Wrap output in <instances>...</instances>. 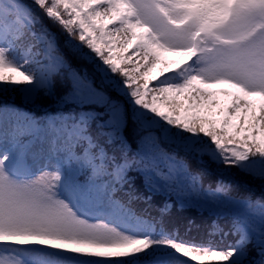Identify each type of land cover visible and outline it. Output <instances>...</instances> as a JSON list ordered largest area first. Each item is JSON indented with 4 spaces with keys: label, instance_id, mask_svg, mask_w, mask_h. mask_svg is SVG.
Masks as SVG:
<instances>
[{
    "label": "snow or ice",
    "instance_id": "obj_1",
    "mask_svg": "<svg viewBox=\"0 0 264 264\" xmlns=\"http://www.w3.org/2000/svg\"><path fill=\"white\" fill-rule=\"evenodd\" d=\"M0 264H264V0H0Z\"/></svg>",
    "mask_w": 264,
    "mask_h": 264
},
{
    "label": "trees",
    "instance_id": "obj_2",
    "mask_svg": "<svg viewBox=\"0 0 264 264\" xmlns=\"http://www.w3.org/2000/svg\"><path fill=\"white\" fill-rule=\"evenodd\" d=\"M220 100L223 102H226V100L221 96ZM193 167L195 168V162H193ZM234 175L229 177L226 182L231 183L232 185V190L233 193H248L251 192L255 195H259L261 188L259 186V182H252L249 177L244 176L242 173H239L238 170H233ZM218 177L216 175L212 176H206L204 178V184L205 186H208L211 184L213 187L215 186L216 180ZM165 200V197L163 196H158L155 198V203L156 204H162ZM171 202L173 203V209L172 212L174 215H178L182 218H189L192 220H195L197 223H201V221H205L214 217H210V214L205 211L204 209L196 208V207H186L183 210H181L175 203V198L173 197ZM138 207H143V205H138ZM155 213H153L154 215ZM220 223H225V220L223 217L219 219ZM181 234L183 235V230H181ZM214 239L219 240V236L215 237ZM230 239V238H229ZM255 258V257H254ZM206 261L215 259V258H209L205 257L203 258Z\"/></svg>",
    "mask_w": 264,
    "mask_h": 264
},
{
    "label": "rangeland",
    "instance_id": "obj_3",
    "mask_svg": "<svg viewBox=\"0 0 264 264\" xmlns=\"http://www.w3.org/2000/svg\"><path fill=\"white\" fill-rule=\"evenodd\" d=\"M166 56L168 59H179V57L173 56L172 54H166ZM219 87H227V86H219ZM223 98L227 101L226 97H223Z\"/></svg>",
    "mask_w": 264,
    "mask_h": 264
}]
</instances>
